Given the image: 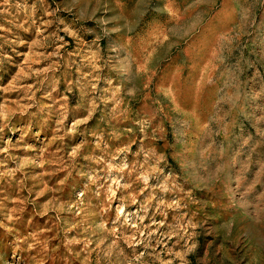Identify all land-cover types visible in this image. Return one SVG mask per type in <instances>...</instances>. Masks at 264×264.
<instances>
[{
    "label": "clouds",
    "instance_id": "clouds-1",
    "mask_svg": "<svg viewBox=\"0 0 264 264\" xmlns=\"http://www.w3.org/2000/svg\"><path fill=\"white\" fill-rule=\"evenodd\" d=\"M0 264H264V0H0Z\"/></svg>",
    "mask_w": 264,
    "mask_h": 264
}]
</instances>
